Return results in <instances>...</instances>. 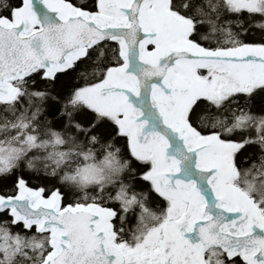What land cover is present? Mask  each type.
<instances>
[{"label":"snow or ice","instance_id":"snow-or-ice-1","mask_svg":"<svg viewBox=\"0 0 264 264\" xmlns=\"http://www.w3.org/2000/svg\"><path fill=\"white\" fill-rule=\"evenodd\" d=\"M0 264H264V0H0Z\"/></svg>","mask_w":264,"mask_h":264}]
</instances>
